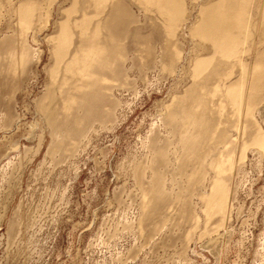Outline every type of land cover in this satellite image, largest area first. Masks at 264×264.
Instances as JSON below:
<instances>
[{
	"label": "bare ground",
	"instance_id": "bare-ground-1",
	"mask_svg": "<svg viewBox=\"0 0 264 264\" xmlns=\"http://www.w3.org/2000/svg\"><path fill=\"white\" fill-rule=\"evenodd\" d=\"M4 3L14 23L0 38L2 124L15 120L12 95L41 58L29 43L31 35L34 41L51 29L44 35L49 80L36 105L42 120L35 124L37 144L48 133L47 155L68 160L75 174L91 133L116 127V108L126 104L116 91L136 95L131 74L148 82L153 69L156 80L182 89L156 111L140 141L143 157L133 160L138 213L134 221L117 220L119 229L147 245L164 241V233L176 226L184 262L188 243L198 242L201 249L215 250L217 259L238 247L252 254L250 264H264V210L255 244L246 230L227 229L241 208L235 204L239 191L252 181L249 170L264 167V0H0L1 7ZM184 42L191 43L189 59ZM5 158L12 168L2 165L0 182L9 184L15 164ZM19 206L7 220L10 237L20 232ZM113 230L110 235L118 231Z\"/></svg>",
	"mask_w": 264,
	"mask_h": 264
},
{
	"label": "rangeland",
	"instance_id": "rangeland-1",
	"mask_svg": "<svg viewBox=\"0 0 264 264\" xmlns=\"http://www.w3.org/2000/svg\"><path fill=\"white\" fill-rule=\"evenodd\" d=\"M13 23L14 17L4 3V7L0 6V38L11 33ZM50 30L40 32L35 42L32 35L28 38L29 43L41 51V58L31 63L12 95L16 114L12 125L5 126L0 121V169L5 167L11 171L12 166L5 165V157L8 156L15 164L12 176L16 179L11 178L14 183L11 181L9 184L0 182V211L3 213L0 221V264H250L252 254L248 252L246 255L245 249L232 247L227 252L223 250L217 259L213 255L215 250L211 253L209 248L201 249L198 242L188 243L184 255L188 262H184L179 257L181 230H175L176 226L172 232L169 227L170 230L164 233V241L157 239L156 243L147 245L142 238L119 229L121 225L117 220L126 222L129 219L131 222L138 213L139 192L133 176V160L143 157L140 141L148 132L156 111L182 89L181 86L176 88L171 80H156L153 69L149 72L148 82L137 77V72L131 74V79L136 75V95L132 90L116 91V95L126 101L125 105L116 108L119 115L116 127L91 133L86 151L77 157L80 168L77 174L68 160L51 161L46 152L50 141L48 133L44 134L38 147L40 130L35 124L42 120L36 105L49 80L46 73L50 63L49 46L44 35ZM184 43L189 59L191 43ZM188 80L186 78L179 84L184 85ZM249 157L252 158L250 153ZM247 166H250L249 162ZM252 168L253 172L249 170L252 181L245 183L235 202L241 207L240 211L238 214L233 212L227 229L246 230L249 241L254 238L255 244L263 227L264 167L263 171ZM12 183L15 190H12ZM9 186L12 189H7ZM58 197H61L60 202ZM18 203L20 232L10 237L6 224ZM259 203L261 206L256 210ZM113 229H118L115 235L111 234L116 240L109 234ZM99 241H103V245ZM254 247H249L251 252ZM118 257L120 261H116Z\"/></svg>",
	"mask_w": 264,
	"mask_h": 264
}]
</instances>
